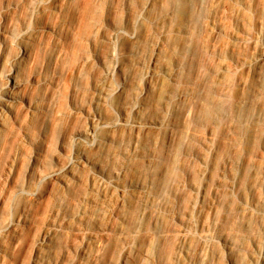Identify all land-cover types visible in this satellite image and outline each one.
Returning a JSON list of instances; mask_svg holds the SVG:
<instances>
[{
	"label": "rangeland",
	"instance_id": "rangeland-1",
	"mask_svg": "<svg viewBox=\"0 0 264 264\" xmlns=\"http://www.w3.org/2000/svg\"><path fill=\"white\" fill-rule=\"evenodd\" d=\"M263 49L264 0H0V264H259Z\"/></svg>",
	"mask_w": 264,
	"mask_h": 264
},
{
	"label": "bare ground",
	"instance_id": "bare-ground-1",
	"mask_svg": "<svg viewBox=\"0 0 264 264\" xmlns=\"http://www.w3.org/2000/svg\"><path fill=\"white\" fill-rule=\"evenodd\" d=\"M179 7L180 6H178V10H179ZM23 42V41H22ZM23 46V45H22ZM264 50V49H263ZM26 51V47H23V52H25ZM22 55V54H21ZM21 55H20V53H16L15 55H14V57L12 58V62L15 64L16 62H18L20 59V57H21ZM261 55H263V54H261ZM146 74V75H145ZM144 74V76H143V82H142V85H143V89L144 90H150L151 89V87H152V84H153V81L151 80L150 81V79H152L153 78V76L152 75H150L151 74V72H147V73H145ZM7 76L9 77V79H11V81H12V83H13V85L15 86L16 84H18V82H17V79H16V76L15 75H12L11 73H9L8 72V74H7ZM8 100H6V102H4V104H3V110L4 111H6V110H9V109H11V106H10V102H11V100L12 99H15L16 97H15V95H14V93H12L11 91H9L8 92ZM134 107V106H133ZM132 107V108H133ZM2 118H3V113H0V123H1V121H2ZM122 121L123 122H125V123H127V124H130V125H132L134 128H136L138 131H140V129L139 128H141L142 130H143V128H144V126L140 123V121L139 120H137V119H129V118H125V119H122ZM158 123H156V122H151V123H145V126L146 127H151V126H156ZM90 134V133H89ZM35 175L37 176V177H40L41 176V173H35ZM61 181L62 182H65V179H61ZM21 221V220H20ZM19 221V222H20ZM16 236H14L13 237V239H12V242H11V245H15V243H16ZM230 244V243H229ZM259 264H264V257H262L261 258V260H260V262H259Z\"/></svg>",
	"mask_w": 264,
	"mask_h": 264
}]
</instances>
